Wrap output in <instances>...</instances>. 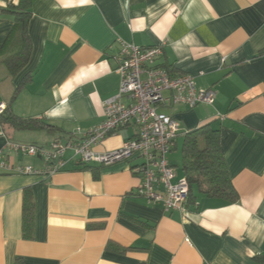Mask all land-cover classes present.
Segmentation results:
<instances>
[{"label":"crops","instance_id":"crops-1","mask_svg":"<svg viewBox=\"0 0 264 264\" xmlns=\"http://www.w3.org/2000/svg\"><path fill=\"white\" fill-rule=\"evenodd\" d=\"M11 1L19 0H0V105L32 73L13 112L51 126L0 122V151L8 139L47 148L102 125L121 83L119 41L162 47L156 66L216 93L212 105L170 110L181 127L172 152L192 130H221L239 201L197 193L184 214L166 212L135 195L139 159L110 166L70 160L50 178L0 171V264H264V0H33L32 54L16 78L2 63L14 18L1 9ZM136 134L124 127L95 150L113 151ZM171 153L175 181L186 178ZM7 161L44 166L14 153ZM28 194L34 218L25 234Z\"/></svg>","mask_w":264,"mask_h":264},{"label":"built area","instance_id":"built-area-1","mask_svg":"<svg viewBox=\"0 0 264 264\" xmlns=\"http://www.w3.org/2000/svg\"><path fill=\"white\" fill-rule=\"evenodd\" d=\"M119 64L121 77L118 93L105 103V122L82 137L55 139L47 148L36 144L18 143L8 139L0 151V171L20 176L53 177L64 171L70 160L80 165L110 166L121 161L141 160L134 168L141 184L135 195L149 203L161 204L166 212H186L190 185L187 178L175 181L176 169L168 160L180 135V122L164 110L178 105L194 108L212 105L213 89H199L191 75L172 77L156 66L163 54L162 47L142 48L120 40ZM5 105H0V118ZM221 117V116H219ZM133 125L136 137L120 148L99 153L95 147L119 129ZM21 154L41 158L42 168L8 162L10 155ZM70 154L71 157L67 158Z\"/></svg>","mask_w":264,"mask_h":264},{"label":"trees","instance_id":"trees-1","mask_svg":"<svg viewBox=\"0 0 264 264\" xmlns=\"http://www.w3.org/2000/svg\"><path fill=\"white\" fill-rule=\"evenodd\" d=\"M32 4L33 0H19L18 3L11 1L6 8L1 9L3 13H8L14 18V28L6 43L8 53L4 55L2 60L14 78L24 72L32 54V43L29 35V23L33 14ZM165 69L172 77L175 76L171 68ZM31 78L32 73H26L15 87L14 94L6 104L5 111L0 118L2 124H9L15 129L31 127L43 129L51 126L44 120L19 117L13 112L14 102ZM222 138L221 130H213L208 125L192 130L185 135L182 145L181 167L190 185L187 203L191 198H195L197 193L220 198L229 203L239 201V194L229 176L223 156ZM85 168H89V166ZM92 170L95 171L96 169ZM33 218L34 205L28 194L24 204L25 234L31 231Z\"/></svg>","mask_w":264,"mask_h":264},{"label":"rangeland","instance_id":"rangeland-1","mask_svg":"<svg viewBox=\"0 0 264 264\" xmlns=\"http://www.w3.org/2000/svg\"><path fill=\"white\" fill-rule=\"evenodd\" d=\"M175 111V110H174ZM164 112H167L168 114H171V111L170 110H164ZM173 112V111H172ZM174 115V114H173ZM182 142H183V140H182V138H180L179 139V145H178V150L177 151H173L172 153H171V160L173 161V162H175L176 163V165H178L179 167V173H181L182 174V171H181V168H180V165H181V158H182V156H181V150H180V147L182 146Z\"/></svg>","mask_w":264,"mask_h":264}]
</instances>
